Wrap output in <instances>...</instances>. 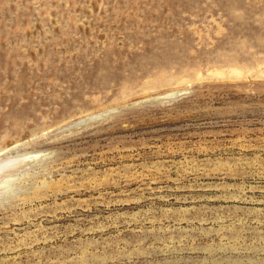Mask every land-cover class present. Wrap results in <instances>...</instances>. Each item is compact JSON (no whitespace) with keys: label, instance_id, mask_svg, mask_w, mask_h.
I'll use <instances>...</instances> for the list:
<instances>
[{"label":"rangeland","instance_id":"rangeland-1","mask_svg":"<svg viewBox=\"0 0 264 264\" xmlns=\"http://www.w3.org/2000/svg\"><path fill=\"white\" fill-rule=\"evenodd\" d=\"M0 264H264V0H0Z\"/></svg>","mask_w":264,"mask_h":264},{"label":"bare ground","instance_id":"bare-ground-1","mask_svg":"<svg viewBox=\"0 0 264 264\" xmlns=\"http://www.w3.org/2000/svg\"><path fill=\"white\" fill-rule=\"evenodd\" d=\"M226 176V175H225ZM207 200V199H206ZM229 201V200H228Z\"/></svg>","mask_w":264,"mask_h":264}]
</instances>
